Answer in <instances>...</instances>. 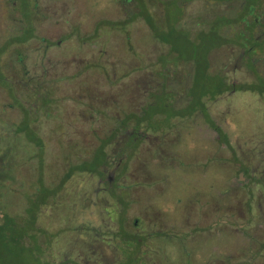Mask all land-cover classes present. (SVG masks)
<instances>
[{"label":"flooded vegetation","instance_id":"flooded-vegetation-1","mask_svg":"<svg viewBox=\"0 0 264 264\" xmlns=\"http://www.w3.org/2000/svg\"><path fill=\"white\" fill-rule=\"evenodd\" d=\"M202 2L0 0V133L9 138L0 198L14 197L10 212L26 207L12 186L11 136L24 139L32 129L37 142L43 138L36 157L50 165L39 173L36 234L15 242L32 245L40 264H264V233L255 237L251 227L259 218L264 230V141L247 137L256 133L246 126L247 140L238 145L234 112L221 122L216 108L220 83L230 89L225 95H236L249 66L235 48L213 47L209 74L221 82L212 84L213 77L200 78L195 57L180 59L168 41L187 36L194 44L209 32ZM202 80L214 89H200ZM102 149L99 180L87 189H54L66 177L58 166L83 164ZM220 166L231 170L219 174ZM118 183L124 187L113 188ZM230 195L223 217L217 198ZM80 200L91 209L81 211ZM235 236L243 237L241 246L222 260L220 242L236 249Z\"/></svg>","mask_w":264,"mask_h":264},{"label":"trees","instance_id":"trees-1","mask_svg":"<svg viewBox=\"0 0 264 264\" xmlns=\"http://www.w3.org/2000/svg\"><path fill=\"white\" fill-rule=\"evenodd\" d=\"M223 1L225 0H203L201 6L205 16L202 18V27L205 28V30H209V32H204L203 35L208 34L213 38L217 36L221 40L219 48L225 45L229 46L230 50L235 48L239 51L241 63L249 66L246 69L248 73L245 74L247 77L249 76V78L246 77V80H248L247 82L239 83L236 86V96L250 97L253 95L256 101L264 104V0H234L236 5L234 8H230L231 10H229L228 6L230 2L224 5ZM216 7H218L217 11L215 10ZM210 12H214V14L207 15L210 14ZM211 51H208L209 55ZM206 64L204 73L208 77L210 75L211 65L208 60ZM242 72L244 73V70H242ZM243 73L240 74L244 75ZM240 82H243V80ZM222 89L223 83L221 82L217 89L220 95L230 90H224L225 92H223ZM35 133L36 134H30L24 137L21 143V136L18 134H12L11 136L10 173L13 175L11 178L13 183L12 186L16 184L17 189L22 191L21 197H24L27 202L25 209L20 211L23 212L24 210L26 214H19V210H11L10 212V208H7L8 196H2L3 200H0V240L6 237L3 233L5 230L12 232L10 236L12 238L17 236L21 237L27 234V232L29 233L27 236L30 237H34L36 234L35 223L39 219L36 203L37 189L40 187L38 185L39 173H41L40 170L43 167L46 168L50 164L45 160V163L43 161V165H41V156L39 155L36 157L35 146L37 144L36 138L38 134L37 132ZM0 134V161L2 162L0 175L3 176L7 172L5 167H3V160L8 156L4 143L9 138L5 137L3 133ZM18 148H20V150ZM100 152L103 158H105V151L102 149ZM102 160L103 161H101L96 168H100V170H90L81 165V167L77 166L79 164L78 160L69 163L65 169L62 167L61 172H64L66 177L60 179V189H87L89 182L93 183L104 175L102 166L105 162L104 159ZM64 165L66 164H62V166ZM89 174H91V179H85L84 177H88ZM20 182L21 185L18 186L17 184ZM116 187L119 188L124 186L118 183V185L115 184L113 186V188ZM71 195H74L75 198L77 197L74 193ZM4 199L6 200L5 203ZM25 220L29 222V226L27 225L26 228L21 230V223ZM12 243H15V240L12 241ZM17 243L18 242H16V244Z\"/></svg>","mask_w":264,"mask_h":264},{"label":"rangeland","instance_id":"rangeland-1","mask_svg":"<svg viewBox=\"0 0 264 264\" xmlns=\"http://www.w3.org/2000/svg\"><path fill=\"white\" fill-rule=\"evenodd\" d=\"M25 0H22V3H24ZM168 41L173 45V47H176L177 49L180 50V53H178L177 55L179 56L180 59L182 60H187L191 57H195L197 60V64L199 63V67L201 68L200 70V78H204L206 77V74L202 71L204 69V66H206V62L209 56V52L213 49V47H218L219 44L221 43L220 39L216 36L215 38H213L211 35L205 34L202 36L201 40L196 41L194 44L192 42H190L191 44H189L188 41H191L190 39L186 37H178V36H170L168 37ZM194 41V40H193ZM199 44H201L199 47H197ZM2 50H0L1 52ZM222 56L225 57L227 56V51L223 52L222 51ZM237 56V55H236ZM222 61V60H220ZM203 67V69H202ZM199 68V69H200ZM215 76L217 75H212L210 74L209 77H213L211 79V83L215 84L220 82L218 80V78H215ZM233 75L231 74V77ZM239 76V73L236 74V77ZM213 80V81H212ZM203 82V87H200V89H204V90H208L211 91L213 90V85H208V83L204 82V80H202ZM214 82V83H213ZM217 90V89H216ZM229 95H225L224 93H222L219 102L216 104V108L217 110H219V115H220V120L221 122L224 121H228L227 120V115L228 112H226L227 110L231 109L234 113H232L233 118L236 120L235 122V132L236 134L234 135L236 142L238 143V145H243L244 142L247 140L246 136H245V127L247 126L248 131L250 132V129H254L252 130L253 133L255 132L256 135H251L248 134L247 137L250 136V139L252 141H259V142H263L264 141V104L256 101V99L253 97V95H251L250 97H237L234 94H230L227 93ZM13 102L20 106L19 101H16L15 99L13 100ZM253 121V122H252ZM250 127V129H249ZM241 130H243L241 132ZM29 132H27L26 134L23 135V137H26L27 135L30 134H36L32 129L28 130ZM241 132V133H240ZM31 138V137H30ZM249 139V138H248ZM21 138H20V143H21ZM42 140L43 138H38V142L39 145L42 144ZM250 141V140H249ZM34 144V143H33ZM94 144V142L92 143ZM37 145V144H36ZM20 146V144H19ZM261 148V152H264V145H260ZM20 150V148H18ZM241 150V148H240ZM54 153L56 152L57 155H60V150L59 148L57 149H53L52 150ZM264 156V155H263ZM94 158L89 160L88 162H83V164H78L77 166H83L86 167L90 170H94L98 167V165L101 163V161H103V156L102 153H96L94 156ZM240 158L243 159L244 156L240 155ZM240 159V160H241ZM262 159L264 160V158L262 157ZM220 165V164H219ZM80 166V167H81ZM100 170V168H98ZM96 169V170H98ZM212 170V169H211ZM231 168H227V166L223 169L222 166L219 167V174H225V172H230ZM218 172V169L216 170ZM58 172L61 173V168L58 166ZM98 172V171H97ZM49 173V172H48ZM221 178V175H220ZM224 178V177H223ZM193 179V178H192ZM204 179V183L206 182V178L203 177ZM202 179V180H203ZM194 181V180H193ZM195 183V181L193 183H191L189 186H192ZM226 181L224 179L220 180V190L222 191L221 194H224V190L227 189V184H225ZM13 186H16V184H14ZM96 189V185H91V189ZM199 188L202 189L203 192L206 191V187L203 185V187H201V184L199 186ZM54 189H60L55 187ZM205 190V191H204ZM240 189H236L235 193H236V197L235 201H236V206H235V213L237 214V216H239L240 219H236L237 223H242L245 222L243 217H240V212H238V207L240 205V201L242 200V192L239 191ZM56 191V190H55ZM238 191V192H237ZM184 192L185 193H190L189 190H187L186 188H184ZM46 195V194H45ZM13 196H8V199H13ZM231 198L232 195L230 196H219L217 199H219L220 202V206L222 207V211H221V216L225 217L226 216V212L227 210L223 209V208H227L230 205L231 202ZM1 200V199H0ZM84 202L82 200H80L77 204L81 205V211L85 212V211H89V209H91L90 207H86L85 204H83ZM1 204V201H0ZM11 209H15L16 207L11 205L10 206ZM65 211L68 209L67 207L64 206ZM239 209L241 210V208L239 207ZM24 211V210H23ZM24 213L19 210V214ZM241 214H243L242 210H241ZM253 224L251 225L252 229V233L255 237H258L259 235H262V233H264V230L262 227H260L261 225V221L259 218H253L252 219ZM264 224V223H263ZM20 236L14 237L9 240H5L4 239L0 240V264H40V260L38 257H36L34 254H32L33 249L31 248L32 245H30L31 247L28 246H21L19 243L16 244L12 243L13 240L18 239ZM241 238L243 239L242 236H235L234 241H236V249H233L234 246L231 244H227V243H222L220 242L219 245V254H220V258L222 260H227L228 257L231 258L232 256L235 255V253L237 252V248L241 246L242 241Z\"/></svg>","mask_w":264,"mask_h":264}]
</instances>
